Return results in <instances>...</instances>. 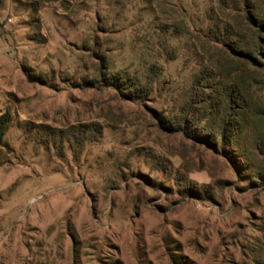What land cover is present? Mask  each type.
Masks as SVG:
<instances>
[{
	"label": "rangeland",
	"instance_id": "1",
	"mask_svg": "<svg viewBox=\"0 0 264 264\" xmlns=\"http://www.w3.org/2000/svg\"><path fill=\"white\" fill-rule=\"evenodd\" d=\"M0 1V264H264V121L214 146L159 118L219 57L218 0Z\"/></svg>",
	"mask_w": 264,
	"mask_h": 264
},
{
	"label": "trees",
	"instance_id": "2",
	"mask_svg": "<svg viewBox=\"0 0 264 264\" xmlns=\"http://www.w3.org/2000/svg\"><path fill=\"white\" fill-rule=\"evenodd\" d=\"M231 1L237 2L218 0L213 9L214 23L210 35L214 48L219 51L216 57H219L211 56L209 63L194 76L189 100L183 106L182 121H170L163 115L159 117L167 130H191L195 139L214 146L217 143L233 144L245 129L254 128V120L264 121L261 97L264 96V2L241 0L244 8L239 12L234 3L229 5ZM16 2L21 4L20 0ZM0 6L4 7L1 1ZM102 79L132 100L151 92L154 81L151 76L141 81L125 71L103 72ZM88 83L94 84L95 81ZM197 114L200 119H197ZM9 118L7 114L0 115V140L5 136ZM203 119L202 130H197ZM216 121L218 125L214 123ZM58 135L70 138L75 131H61ZM237 148L243 154L245 148L240 145ZM251 155L243 156L256 166ZM259 174L264 178L263 171Z\"/></svg>",
	"mask_w": 264,
	"mask_h": 264
}]
</instances>
